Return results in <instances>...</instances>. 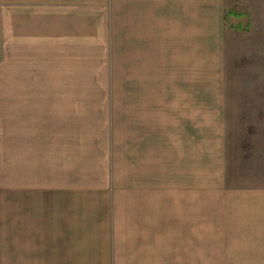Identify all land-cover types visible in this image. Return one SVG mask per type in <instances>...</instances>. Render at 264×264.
<instances>
[{
	"label": "crops",
	"instance_id": "crops-1",
	"mask_svg": "<svg viewBox=\"0 0 264 264\" xmlns=\"http://www.w3.org/2000/svg\"><path fill=\"white\" fill-rule=\"evenodd\" d=\"M225 22L219 0H11L0 264H264V148L210 80Z\"/></svg>",
	"mask_w": 264,
	"mask_h": 264
},
{
	"label": "rangeland",
	"instance_id": "rangeland-1",
	"mask_svg": "<svg viewBox=\"0 0 264 264\" xmlns=\"http://www.w3.org/2000/svg\"><path fill=\"white\" fill-rule=\"evenodd\" d=\"M11 0H0V44L9 43V16H10ZM219 5L225 11L226 22L221 26V48L219 49V57H211L210 67L218 73L213 75L210 72V80L215 83L224 84V92L227 97H238L237 110L243 114L245 118L252 121H243L230 123L233 127L237 125L240 133L243 132L244 139L251 140V146L254 152L264 148V0H219ZM226 26V27H225ZM220 29V28H219ZM2 42V43H1ZM214 59L216 63L214 62ZM220 59V61H219ZM6 63H0V80L8 81V57L4 59ZM8 88L0 87V97H8ZM233 102V100H232ZM213 107V106H212ZM211 133L217 135V130L222 129L225 123L210 121ZM195 127L201 125L199 122L194 123ZM219 131V130H218ZM196 134V133H195ZM242 138V140H244ZM261 138V139H260ZM197 139V140H196ZM201 141V134L194 136V141ZM212 142V138H211ZM212 144V143H211ZM245 141H240V145L245 146ZM250 144V143H249ZM248 145V143H247ZM198 150L193 155V169L188 173H194L195 177H201V166L198 163L200 159L201 144L197 146ZM263 151H260L262 153ZM4 156V155H2ZM211 157L216 161L217 153H212ZM218 162V160H217ZM6 163V162H5ZM8 164H3V168H7ZM214 168V169H213ZM211 171L216 172V164L213 165ZM7 172L8 171H3ZM184 181H179L181 184ZM5 183V184H4ZM192 189L194 208H193V224L195 236L198 234L196 230L200 229L208 219L203 216V186L202 181H193ZM178 184V183H177ZM1 187L2 218H8V181L3 182ZM179 203L183 201L185 184L177 186ZM5 199V200H4ZM212 200V197H211ZM3 222V221H2ZM189 224V219H188ZM212 219H210V223ZM3 223V257H9L8 247V225ZM7 226V227H6ZM200 236V234L198 235ZM196 240V239H195ZM5 242V243H4ZM1 255V252H0ZM1 263V260H0ZM8 264V260L4 262Z\"/></svg>",
	"mask_w": 264,
	"mask_h": 264
}]
</instances>
